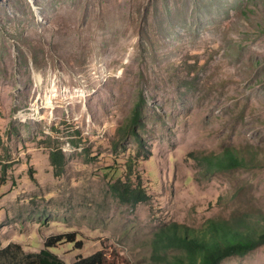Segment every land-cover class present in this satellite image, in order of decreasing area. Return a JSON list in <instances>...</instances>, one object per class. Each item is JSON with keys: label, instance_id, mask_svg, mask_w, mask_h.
Returning a JSON list of instances; mask_svg holds the SVG:
<instances>
[{"label": "rangeland", "instance_id": "obj_1", "mask_svg": "<svg viewBox=\"0 0 264 264\" xmlns=\"http://www.w3.org/2000/svg\"><path fill=\"white\" fill-rule=\"evenodd\" d=\"M228 148L250 166L206 173ZM235 216L264 219V0H0V264H151L163 224Z\"/></svg>", "mask_w": 264, "mask_h": 264}, {"label": "trees", "instance_id": "obj_2", "mask_svg": "<svg viewBox=\"0 0 264 264\" xmlns=\"http://www.w3.org/2000/svg\"><path fill=\"white\" fill-rule=\"evenodd\" d=\"M140 98L134 105L132 114L125 125L126 132L135 135V127L140 122ZM140 145L142 142L137 138ZM49 159L56 176L63 172L64 154L58 148H52ZM196 160L198 158L195 157ZM206 173L217 170L248 168L250 164L245 157L233 149H226L222 155L202 156ZM200 162V160H198ZM127 161L128 167H131ZM110 192L122 203L136 205L146 202L148 194L140 180L132 182L131 175L126 180L118 178L110 183ZM50 242H48L49 244ZM47 242L45 245H47ZM264 245V219L251 220L244 216L231 219H209L200 228H194L175 221L163 224L153 234L151 247L153 260L151 264H220L230 256H244L252 250ZM11 246L0 250V256L8 257ZM13 256L17 254L11 252ZM41 264H63L55 254L43 248L34 255L33 260ZM35 262V261H34ZM74 264H119L117 261L107 260L101 250L91 255L77 259Z\"/></svg>", "mask_w": 264, "mask_h": 264}]
</instances>
